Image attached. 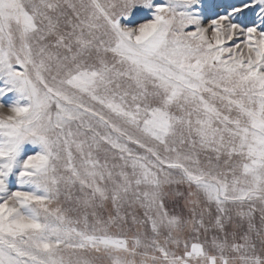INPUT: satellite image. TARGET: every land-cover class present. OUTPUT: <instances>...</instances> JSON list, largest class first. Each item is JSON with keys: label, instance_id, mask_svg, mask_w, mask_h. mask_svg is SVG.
Returning a JSON list of instances; mask_svg holds the SVG:
<instances>
[{"label": "snow or ice", "instance_id": "snow-or-ice-1", "mask_svg": "<svg viewBox=\"0 0 264 264\" xmlns=\"http://www.w3.org/2000/svg\"><path fill=\"white\" fill-rule=\"evenodd\" d=\"M257 211L264 0H0V264H264Z\"/></svg>", "mask_w": 264, "mask_h": 264}, {"label": "rangeland", "instance_id": "rangeland-1", "mask_svg": "<svg viewBox=\"0 0 264 264\" xmlns=\"http://www.w3.org/2000/svg\"><path fill=\"white\" fill-rule=\"evenodd\" d=\"M247 209H245L246 211ZM252 223L254 224L257 230L264 229V223H262L260 218V213L257 211L253 216ZM264 252V247L260 245L259 240L257 239V253ZM104 264H108L107 260L105 259Z\"/></svg>", "mask_w": 264, "mask_h": 264}]
</instances>
